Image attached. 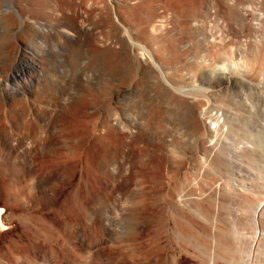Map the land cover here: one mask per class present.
<instances>
[{
	"label": "rangeland",
	"instance_id": "obj_1",
	"mask_svg": "<svg viewBox=\"0 0 264 264\" xmlns=\"http://www.w3.org/2000/svg\"><path fill=\"white\" fill-rule=\"evenodd\" d=\"M67 1L0 0V47L3 51L2 53L0 50V55L2 54L0 56V119L5 121L10 128L6 133L9 141L21 140L22 138L21 142H25L24 144L22 143L23 145H19L20 149L15 144L14 148L16 147L15 149H17L15 151H11L10 143L7 144L3 150L4 161L11 163L13 166L10 165L13 168L16 167L19 171L22 167L26 170L28 158L24 150H22L23 152L21 151L23 149L21 148L22 146L24 147L29 141L32 142L34 138L35 140H40L45 134L49 138L51 136L55 138L64 136L67 138L63 140L64 142L62 141L63 143L61 142V145L60 142H57L59 144H57L58 146L56 145L58 148L55 151L57 157L59 159H69L72 162H82L87 158V168H85L84 164L82 165L85 170L87 169L85 180L88 184L86 187H81L80 185L79 189L71 197L72 201L77 205L81 203L85 207L84 212L79 215L88 223L85 231L91 237L95 234L96 237L94 235L93 238L101 235L108 240V247L112 246L117 249L118 253L120 252L124 264H150L149 261L151 263L153 261L154 264L159 261H161V264L164 262L165 264H243L241 259H244L245 256L244 246L246 241L243 240V242L239 238L235 233V230L238 231V229L234 228H240L241 222L262 201L263 194L261 191L256 193L242 191V189L248 188L250 185L256 187L258 184L264 183V158L241 157L229 160L224 153H220L217 157L208 159L201 155L197 157L194 153L185 154L187 149L193 150L197 140L196 132L192 125L193 108L190 105L187 107L185 104L182 105V103L172 100L165 91L159 89L156 79L154 81L151 74L148 75L146 73L148 76H142L145 73L138 69L135 72L138 67L134 65L133 61V64L129 63L132 59L128 55L121 54L120 56L122 57L117 56V58L115 57L116 59L113 58V55L108 58V53H103L102 56L101 52L98 51L95 55L94 43L101 40L102 42L107 40L106 43H111L115 36L114 31L112 29H110L112 32L109 31L108 28L110 27L103 21L107 15L106 13H108V9L105 7L107 4L103 3L105 0H86L85 8L88 14H86L87 17L85 15V22L88 21L85 25L87 26L88 23L92 25L90 27L89 24L88 27H85L86 33L81 28L79 31V28H75L76 32L72 31L74 30L71 21L73 13L69 5L65 4ZM172 2H175V5H182L181 0H164L162 3L163 9L161 8V10L163 12L161 10L160 12L162 15L165 13L164 10H168V12L164 14L165 16L163 15L164 17L160 21L164 20V22L172 26L165 27V30L161 32V36L160 32H156L157 34L159 33L158 35L154 33L159 40L152 34V37L150 36L151 41L148 40L150 43L147 40L142 41L132 36L135 39L134 42L136 44L142 42L141 45H138L142 48L144 47L146 51L151 50V48H148V44L154 50H157V48L160 50V47L168 48L172 45L174 54H168V57L166 56L164 59V61L167 59L165 61L166 65H164V72L169 79L174 81L172 86L179 88V90H184V96L188 94V97L194 98L193 104H197L200 110L205 109L203 110L205 112H212L215 109L225 112L231 110L228 113L234 117L232 125H234L233 129L237 130L235 132L238 135L234 133L231 140L230 138L228 140L231 143L236 138L234 142L236 141L237 143L238 141V144L244 140L243 143L247 142L249 139L248 132L254 134L255 130H259L260 121L258 123L256 121L254 123L250 122L246 127L243 126L239 119L243 114L240 102H238L240 92L237 89L226 88L225 86L211 88L206 84H202L201 72L209 65L222 66L228 64L223 55H220L221 51H225L226 56L233 55L235 62L240 61L238 60L239 49L242 48L245 50H243L245 52V61H248L247 64H249L246 81L249 80L248 83L253 84L252 86L259 85L261 83L258 82L264 81V0H246L244 4L235 0L238 5L234 2L235 6L232 7V9L234 8V11H232L233 17H231V14L230 21L228 19V21H225L223 18L219 20L217 16L214 17L210 13L208 14L209 11L207 12V10L209 7H206L207 9L204 8V4L203 7L201 6L203 10L199 9L200 11L202 10L201 13L200 11L196 12L195 17H192L194 19H190L191 21L186 19V23L184 20L187 14L184 13L179 16L177 14L179 12L176 13V10L172 7L174 6ZM99 3L101 4L98 5ZM165 5L166 7H164ZM66 6L69 10H66ZM99 7H101L100 9L104 8L101 10V14H99ZM172 10H175V12L173 13ZM98 14L105 17L100 20ZM183 16L185 17L184 19ZM167 17L170 19L168 20ZM179 17H181L180 21ZM91 18L92 20L89 22ZM64 21L67 23L69 21L70 23L67 24ZM222 21L224 22L222 23ZM228 22L230 23L228 24ZM64 24H67L68 27H65L67 25ZM101 24H104V26H101ZM166 29L168 31L167 34L165 33L167 32ZM105 31H109L110 35L109 32L107 34ZM64 32L68 33V35H65L68 37L64 36ZM72 32L74 36H69V33L71 34ZM105 35L108 39L104 38ZM74 37H79L80 39L77 38L75 40ZM69 38L74 39L71 40ZM59 39L61 41H58ZM90 46H92L93 50L90 49ZM90 50L93 52L90 53ZM11 51L14 53H11ZM18 51L29 57L28 62L31 63V65H25L23 71L21 60L16 56ZM212 53H214L213 57L210 56ZM172 55L175 56L172 58ZM13 56H15L16 61ZM242 61V63H246L244 60ZM127 63L130 64V68L126 66L128 65ZM135 66L136 68L134 69ZM126 67L128 70H126ZM17 75L22 79L20 84H16L14 80ZM15 84L17 85L16 88ZM123 86H125V90ZM247 89L245 88L246 91H248ZM180 94L178 92V95ZM27 105L28 107H26ZM16 108H18V111H15L17 110ZM209 109L212 110L210 111ZM2 112H5L4 116ZM125 120L135 124H130L129 121L125 122ZM90 122L97 125L95 127L102 134L109 132L110 126L114 127L113 124L118 129L122 128L120 127L122 126L121 124L126 125H123V128L127 127V123L133 129L136 126V130L139 128L143 131L141 133H144V144L135 145V147H133L134 144H131L132 146L130 145L129 149L126 150L127 152L125 151L123 154V152L119 151L120 148L115 147L117 145L114 144L116 142L113 135L115 136L116 134L110 131L109 136L113 137L112 141L100 142L99 144L91 143L87 153L83 154L81 142L85 141V139L88 141V134L86 133L91 130L89 128ZM109 123L112 125H109ZM48 125L51 129H49ZM129 125L127 129H129ZM261 126H263V122ZM31 127H35V129L33 128L34 131ZM37 127H39V130ZM35 130L39 132H37L39 135H37ZM9 132L12 133L8 134ZM9 135L14 136L11 138ZM182 135L187 136V138ZM24 137L26 138L23 140ZM166 138H171V142L169 143V139L166 140ZM166 141L167 144H171L169 147ZM5 153L7 157L4 155ZM21 154L23 158L20 157ZM85 155L86 157H84ZM233 163H236L235 165L239 171L232 167ZM205 165L207 168L203 167ZM44 179H40L41 181L39 182L42 183L40 186V183H37L38 181L33 180L32 177L29 178L28 176L25 178L27 191L43 188L40 191L49 193L52 188L59 185V179L56 176L49 179V181L48 178ZM53 179H55V182ZM100 179L104 184L100 183ZM218 188L221 192L229 188L234 191L228 190L229 192L220 193L216 196ZM169 195H173L174 198L183 195V199L187 202L185 213L182 212L181 215L169 212L171 211V209H168L169 203L167 202L170 199ZM15 209L17 211L16 214L19 215L20 209L17 206ZM0 210L8 211L3 195H0ZM42 215L39 214L36 218L42 222L44 221L42 220L43 218L47 221L50 220L48 213L43 212ZM91 221L102 222V228L106 227L108 231L103 232L101 228L92 226ZM231 221L234 222L232 223ZM164 224L165 227H163ZM232 225L235 227L232 228ZM89 227H94L95 230ZM156 234L160 238L157 242L159 244L160 241L161 244L159 245L155 244L153 237ZM164 238L165 244L168 243L164 247L163 252L162 243ZM238 239L240 240L238 241ZM11 240L12 238L0 240V264H12L11 259H14L13 264H22V262L23 264H46L38 259L35 260L32 255L26 252L27 234L21 233L19 245L16 244L17 247L13 245L14 249L11 248V244H13L10 243ZM237 241L238 243H235ZM154 245H157L155 247L161 245L159 254L161 252L165 254L161 253L163 256L157 254L158 252L156 251H159V249L151 248ZM184 252L186 253L184 254ZM262 252L264 253V249H262ZM149 256L152 260L149 259ZM130 257L132 258L130 259ZM160 257L163 261L165 259V261L159 260ZM17 258L19 261L16 260ZM129 260L132 261L130 262ZM211 261L212 263H210Z\"/></svg>",
	"mask_w": 264,
	"mask_h": 264
},
{
	"label": "bare ground",
	"instance_id": "obj_2",
	"mask_svg": "<svg viewBox=\"0 0 264 264\" xmlns=\"http://www.w3.org/2000/svg\"><path fill=\"white\" fill-rule=\"evenodd\" d=\"M63 1H65V0H63ZM105 1L103 3L107 4L105 7H107V9H108V13H106L107 14L106 17L104 16L105 20L103 19V21L110 27V28H108L109 31H111L110 29H112L114 31L115 36H114V40L111 43L110 42L106 43L107 40H104L105 42H102V40H101L100 42L94 43L93 47H94V50L96 51V52L94 51L95 55H96L97 51L101 52L102 56H103V53H108L109 54V57L107 56L108 58H110V55H113L114 56L113 58H115V57L117 58V56H120L121 54L128 55L132 59L131 61L128 60V61H130L129 63L130 64L134 63V65H136L138 67V68H136V66L134 67V69L136 68L135 72L138 69V70L142 71L143 73H145V75H142V76H148L149 74H151L153 76L152 79L153 80L156 79V81H157L156 83L160 87L159 89H162L163 91H165L172 100H175L176 102H180V103H182V105L185 104V105H187V107H189V105H190L193 108V111H194L193 114L194 115H193V118H192L193 119V124L192 125H193V128H194V131L196 132L197 140H196V144H195V147L193 148V150L192 149H190V150L187 149L185 151V154H193L194 153V155H197V157H199V155H201L202 157L204 156V157H206L208 159H213L214 157H217L218 154H220V153H224L228 157L229 160L239 159L241 157H246V158L247 157H251V158H262L263 157L264 158V81H262L263 83L262 82H258V83H261V84L256 85V86H252L253 84L251 85L250 83H248L249 80L246 81L245 78L247 76L246 73H247V68H248L249 64H247L248 61L247 62L245 61V52H244L245 50L244 49H242V48L239 49V54L240 55H239V59L238 60H240V61H237V62L234 61V58L232 57L233 55L232 56H226L225 51H221L220 55L221 56L223 55V57L226 59L228 64L222 65V66H211V65H209V67L205 68L201 72L202 84H206L207 86H209L211 88L219 87V86H225L226 88L237 89L240 92L239 101L238 102H240L241 110H242L243 114H242V117H240L239 119H240V122H241V124L243 126L246 127V125L250 124V122L254 123L256 121V123H258V121H260L259 130H255L254 134H252V132H250V133L248 132V134H247L248 137H249L248 141L245 142V143H243L245 140L243 142L240 141V143L238 144V141H237V143H236V141L234 142V140H236V138L234 140H232L233 142H231V143L228 140L229 138L231 140V137H232V135L234 133L237 134L235 132L236 129L235 130L233 129L234 125H232L233 124L232 121L234 120V117L231 116L230 113H228L231 110H229L228 112H225V111L219 110V109L218 110L215 109L212 112L203 111L205 109H203V110L201 109L200 110V108H199V106L197 104L196 105L193 104L194 103V100H193L194 98L192 99L191 96L188 97L187 96L188 94L186 96H184V94H185L184 90H179V88L172 86V85H174V81L172 79H169L167 74L164 72V68H165L164 65H166L165 61L167 60L166 59L164 61V59L166 58V56L168 54H174V49H173L172 45H170L168 48L167 47H165V48L160 47V50L158 48H157V50H154L151 46L149 47L148 43H150V42H148V40L151 41L150 38L152 37V34H154L156 32H160V36H161V32L163 30H165L164 28L165 27L168 28L169 25H170V24L168 25V23L164 22V20H162L163 22L160 21V19H163L162 17L165 16L164 14L166 12H168V10L167 11L164 10V12H165L163 14L164 16L160 12V10L162 8V3L164 2V0H105ZM176 1H178V0H176ZM236 1H238V2L241 1L242 2L244 0H236ZM245 1L242 2V3L244 4ZM97 2H99V1H97ZM234 2H235V0H181V4L182 5H178V4L175 5V2L174 3L172 2V4L174 5L172 7L176 10V13L179 12V13H177V14H179V16H180V14H184V13L187 14V17H186V15H184L186 18L183 16V19L185 18L184 22L186 21V19H188L189 21H191L190 19H194L192 17L196 14V12L200 11L199 9H202L204 4H205L204 8H206V7L208 8L209 7L208 10H207V12L209 11L208 14L210 13L214 17L217 16V18L219 20L223 18L226 21L227 19L228 20L230 19L231 14H232L231 17H233L232 11H234L233 10L234 8L232 9V7L235 6ZM101 3H99L98 5H100ZM65 4L69 5L70 10L73 13L72 15L70 14L71 16H73L72 20H71L72 21V25L74 26V30H75V31L72 30L73 32H76L75 28H79L78 29V31H79L80 28H81V30L82 29L85 30V27H88L89 24H90V27L92 26L91 23H88L87 26L85 25V23L88 21L87 20L85 22V20H86L85 19V15L88 14L87 10L85 8L86 0H68ZM61 5L64 6L62 3H61ZM102 5H104V4H102ZM102 5H101V7H102ZM166 5L164 7H166ZM239 5H240V3H239ZM168 6L171 7L170 5H168ZM101 7H99V11H100L99 14H101V10L104 9V8L100 9ZM169 7H167V8L171 9ZM246 8H247V6H246ZM107 9H106V11H107ZM66 10H69L68 7L66 8ZM175 10H172L173 13L175 12ZM201 11H200V13H201ZM249 11H251V10H249ZM169 12H170V10H169ZM244 13L246 15L245 11H244ZM66 16H68V15H66ZM176 16H178V15H176ZM253 16H255V15H253ZM86 17H87V15H86ZM102 17L103 16L101 15L100 16V20H102ZM92 18L90 19L89 22H91ZM70 19H71V17H70ZM167 19H168V17H167ZM176 19L178 21V17ZM180 19H181V17H179V21H180ZM61 20H63V19H61ZM184 22H183V24H184ZM223 22L224 21H222V23ZM65 23H67V22H65ZM68 23H70V22L68 21ZM171 23H172V21H171ZM187 23H188V21H187ZM229 23L230 22H228V24ZM256 23H257V21H256ZM10 24H12V23H10ZM67 24H64V25H67ZM101 26H104V24L103 25L101 24ZM171 26L172 25H170V27ZM65 27H68V25L65 26ZM224 28H225V26H224ZM260 28H263V27H260ZM246 30H247V27H246ZM86 31L87 30H85V33H86ZM109 31H105V32H107V34H108ZM166 31H167V29H166ZM73 32L71 34L69 33V36L72 35ZM81 33H82V31H81ZM165 33L167 34L168 31L165 32ZM66 34L68 35V33L64 32V36ZM77 34H79V32H77ZM158 34L156 33V35H158ZM109 35H110V32H109ZM72 36H74V35H72ZM75 36H76V34H75ZM132 36H134L135 39H139V40H142V41H146L147 40L148 48H151V50L150 51H146L144 47H143L144 49L142 47H140L139 45H141L142 42L140 44L138 43L139 45L136 44L134 42L135 39ZM65 37H68V36H65ZM79 37H77V38H79ZM154 37H155V34H154ZM74 38H75V40H77L76 37H74ZM104 38H107V36L105 35ZM104 38L102 37V39H104ZM155 38L158 39L157 36ZM69 39H71V38H69ZM73 39H71V40H73ZM100 39H101V37H100ZM161 39H162V37H161ZM6 40L8 41V39H6ZM12 40H13V38H12ZM58 41H61V40L59 39ZM84 42H85V40H84ZM136 42H137V40H136ZM82 43H81V45H82ZM91 47L92 46H90V49H92ZM15 49H17V48H15ZM0 50H1V47H0ZM92 50H90V53L93 52ZM15 51H17V50H15ZM2 53H3V51H2ZM11 53H14V52L11 51ZM255 53H257V52H255ZM15 54H16V52H15ZM229 54H230V52H229ZM213 55H214V53L210 54L211 57H213ZM16 56L19 58V60H21L22 71L24 70V66L25 65H31V63L28 62L29 57L25 56L20 51L17 52ZM93 56H94V54H93ZM102 56H101V58H102ZM174 56L172 55L171 57L173 58ZM13 57L15 59V56H13ZM98 57H99V55H98ZM120 57H122V56H120ZM129 57H128V59H130ZM242 60H244L246 63H242L243 62ZM15 61H16V59H15ZM132 61H133V63H132ZM130 64H128L126 66H128V68H130L129 67ZM134 65H132V66H134ZM20 66H21V64H20ZM3 70H5V69H3ZM126 70H128L127 67H126ZM121 71H122V69H121ZM143 73H141V74H143ZM146 73H148V75H146ZM139 74H140V72H139ZM152 76H150V77H152ZM120 79H122V78H120ZM14 80L16 81V84H20L21 83L20 81H22L21 77H18V75L15 77ZM16 87H17V85L15 86V88ZM123 87H124V90H125V86H123ZM245 88H248L247 89L248 91H246ZM122 90H123V88H122ZM157 90H158V87H157ZM6 91H8V90H6ZM118 91H120V90L118 89ZM178 92H179V94L180 93L181 94L178 95ZM0 95H1V93H0ZM163 95H165V94L163 93ZM200 98L202 99V97H200ZM171 99H169V100L172 101ZM232 100H234V99H232ZM26 107H28V105ZM41 107H43V106H41ZM16 109L17 110H15V111H18V108H16ZM20 110L22 112L21 108H20ZM21 112H19V113H21ZM2 113H3L2 115L4 116L5 112H2ZM14 113L19 115L17 112H14ZM22 114H23V112H22ZM86 114H87V112H86ZM28 116H29V114H28ZM0 118H1V116H0ZM126 121H129V120H125V122ZM261 121L263 122V126H261V123H262ZM237 122H239V121H237ZM90 123H89V125H90L89 128L91 130H90L89 133H86V134H88L87 135L88 136L87 137L88 141H86V139H85L86 142L85 141L81 142V145H83L82 148H81V151L83 150V154L87 153L88 147H89V145L91 143H98V144L100 142L105 143V142H108L110 140L112 141L113 137H114L115 142H116L114 144L117 145L115 147L120 148L119 151L123 152V154L125 153L126 150L129 149L131 144H134L133 147H135V145L144 144L143 143L144 140H145L144 133L142 134L141 132H143V131H141V129H139V128H138L139 131L136 130V126H135V128H134L135 130H134L133 128H131V125H129L127 123V127L129 125V129H127V127L123 128V125H125V124H121L120 123L122 125V126H120L117 123V125L122 127V128L118 129V128H115L116 125L113 124L114 127L110 126L111 129L109 128L110 130L107 133L104 132L106 134L105 135V134H102L100 131H98L97 127H95L97 125H94L93 123L90 124ZM133 123L130 122V124H133ZM150 123H151V121H150ZM235 124L237 125V123H235ZM7 125L8 124H6L5 121H1V119H0V195H3V197L5 199V206L8 209L7 212H4L3 210H0V240L3 239V238H12L10 243H13V244H11L12 245L11 248H13V245L16 246V244H18L20 242L21 233L24 232L25 235L27 234V238H28V243H27L26 248H25L26 252L29 255H32V257L35 260L38 259L41 262L46 263V264H124L120 252L118 253L116 251L117 249L112 247V246L110 248L108 247V240L103 238L101 235H99V237H97V238H93V236L95 234L92 235V237H91V235H89L85 231V228L88 227L87 226L88 223H87V221H85L83 219V217L82 218L79 217V215L82 214V212H84V208L85 207H84V205H81V203H80V205H77L75 202L72 201L71 197L79 189V186L81 185V187H86L87 184H88L86 182V180H85V177L87 175V172H86L87 169L85 170V168H87V166H86L87 158L84 159L82 162H79V161L72 162L69 159H65V158L59 159V157H57V155L55 153L56 148H58V147H56V145L58 144L57 142H60V145H61V142L63 140H66L67 138H65L64 136H60L59 138H55V137L51 136L52 137V139H51V137L49 138V136L45 134V135H43V137L40 135V137H42V138H40V140H35V138H34L33 141L31 140L32 142L29 141L26 145H24V147L23 146L21 147V148H23V149H21V151L24 150V153L27 155L28 165H27V169L26 170L22 167L23 170H21L22 169L21 168L20 171H19V170H17L16 167L13 168L12 167L13 165L11 163L10 164L12 166L9 163H7V161H4L5 158L3 157V152H4L3 150H4V148L6 147L7 144L10 143L11 144L10 145L11 151H13V150L15 151L17 149H15L16 147L14 148V145L16 144L15 146H17L20 149L19 145L23 143V142H21L22 138H21V140L17 138L18 140L9 141L8 140L9 137L7 136L8 137V139H7L6 133H7V131H9L8 129H10L9 126H7ZM109 125H112V124L109 123ZM238 125H240V124H238ZM31 128L35 129V127H31ZM37 128L39 130V127H37ZM87 128H88V126H87ZM34 129H33V131H34ZM40 129H42V128H40ZM49 129H51L50 126H49ZM49 129H48V131H49ZM35 131H36V133L38 132L37 130H35ZM110 131H112L113 134H116L115 135L116 138H115V136L113 134H111V135H113V137L109 136ZM11 133L9 132L8 134H11ZM38 133H37V135H39ZM182 133H184V132H182ZM40 134H42V133H40ZM52 135H53V133H52ZM187 135H189V134H187ZM12 136H14V135H12ZM12 136H10V137L12 138ZM182 136H185V135H182ZM56 137H58V136H56ZM83 137H84V135H83ZM185 137L187 138V136H185ZM25 138L26 137H24L23 140ZM172 138H174V137H172ZM191 138H193V137H191ZM13 139H14V137H13ZM37 139H39V138H37ZM167 139H169V138H166V140ZM178 139H176V140H178ZM162 140H163V138H162ZM170 140H171V138L169 139V143L171 142ZM182 140H184V139L182 138ZM150 144H152V143H150ZM166 144H167V141H166ZM167 145L169 147L171 144L170 145L167 144ZM167 145H166V147H167ZM164 146H165V144H164ZM139 149H140V147H139ZM6 151H7V149H6ZM165 151H166V149H165ZM172 151H174V150H172ZM17 152H16V154H17ZM166 154L168 155L167 152H166ZM4 155H6V153ZM6 157H7V155H6ZM20 157H22V154L20 155ZM84 157H86V155ZM17 158H18V156H17ZM6 160H8V159L6 158ZM180 161L182 162L181 159H180ZM206 163H208V162H206ZM82 164H84L85 168H83ZM235 164L233 163L232 167L235 170L239 171ZM21 166H23V165H21ZM203 167H206V165L203 166ZM114 174H116V173H114ZM179 175H180V173H179ZM28 176H29V178L32 177L33 180H37L38 181L37 183H40L39 181H41L40 180L41 178H45V179L48 178V181H49V179H52V178H54L56 176L59 179V185H57L56 187L52 188L50 191L48 190L49 191V193H48L46 190H45L46 192L40 191V190H43V188L40 187L42 183H40V186H38V187L41 188L40 190L39 189H35L34 187H32L35 190L32 189L34 191H29L28 192L27 188H26V185H25V178H27ZM98 178H100V177H98ZM53 180L55 182V179H53ZM33 182H35V181H33ZM45 183H47V182H45ZM100 183L104 184V182L101 179H100ZM33 184H35V183H33ZM263 184L262 183H261V185L258 184L256 187L250 185V187L242 189V191L244 190V191L256 192V193H258V192L260 193V191H261V193L263 194V198H261L262 201L259 200L260 202L258 203V205H256V207H254V209L252 208L253 210H251L252 212L248 216L245 215L246 218L241 222V225H240L241 229L239 227H235V226H234L235 227L234 228L233 225H232V228H234V229L237 228L238 229V231L235 230V233L239 236V238L242 241L243 240L246 241V244L244 246V248H245V256H244V259L243 258L241 259V260H243V264H264V253L262 252V249H264V185ZM241 186H242V184H241ZM42 187H43V185H42ZM238 189H240V188H238ZM228 190L231 191V192L234 191V190H230V188ZM228 190H224V191L221 192L220 189L218 188L216 190V196L219 195L220 193H224V192L227 193V192H229ZM80 191H82V190H80ZM241 195H243V194H241ZM249 195H250V193H249ZM182 196L183 195H181V196H179L177 198H174L173 195H171L169 201H167L169 203V208L168 209H171V211H169L168 209H167V211L172 212V213L175 212L176 214L177 213L181 214L182 212L186 211L185 209L187 207V204H186L187 202H185V200L183 199ZM239 197H240V195H239ZM16 206L20 209V214L19 215L16 214L17 213V211L15 209ZM43 212L48 213V216L50 217L49 221L45 220L44 218L42 219V217H41V219L44 220L42 222V221H40V220H38L36 218L39 214L42 215ZM247 213H248V211H247ZM175 218H176V216H175ZM211 219L214 220V218H212V217H211ZM231 222L233 223L234 221H231ZM89 224H90V222H89ZM92 224H93L92 226H94V227L101 228L103 232H107L108 231V229L106 227L102 228V222H100V221H94V222H92ZM89 226H91V225H89ZM94 227H89V228L94 229ZM163 227H165V224L163 225ZM221 227H222V225H221ZM212 229H214V228H212ZM165 230H163V231H165ZM96 231L98 232L97 229H96ZM51 232H52V234H51ZM157 233H158V231H157ZM233 233H234V231H233ZM236 234H235V236H236ZM157 235L158 234L153 236L154 240H155V244L158 242V240H160V238L157 237ZM95 237H96V235H95ZM212 238H213V236H212ZM166 239H167V236H166ZM240 239H238V241ZM164 240H165V238L163 239V241ZM236 240H237V238H236ZM152 241H153V238H152ZM163 241H161V242H163ZM238 241L235 242V243H238ZM233 242H234V240H233ZM151 243H154V242H151ZM159 244H161L160 241H159ZM162 244L164 245V246L162 245L163 252H164V249H165L164 247L166 246L165 241ZM239 244L241 245V243H239ZM189 245H186V246H189ZM205 245H207V244H205ZM155 246H157V245H154L151 248H154V249L155 248H158V249L161 248L160 247L161 245L158 246V247H155ZM236 246H235V248H236ZM20 247H21V244H20ZM188 248H190V247H188ZM18 250H19V248H18ZM151 250H153V249H151ZM241 251H243V250H241ZM21 252H22V250H21ZM21 252H20V254H21ZM156 252H158L157 254H159L160 249H159V251H156ZM16 253H17V251H16ZM18 253H19V251H18ZM185 253L186 252H184V254ZM162 254H165V253H162ZM131 258L132 257H130V259ZM155 258H158V257H155ZM165 258H166V255H165ZM149 259L152 260L150 256H149ZM11 260H12L11 263L13 264V260L14 259H11ZM16 260L19 261L18 258ZM126 260H128V259H126ZM159 260H162V258L160 257ZM164 261H165V259H164ZM149 262H150V264H154L153 261H152V263H151V261H149ZM160 262L161 261L156 262V264H158ZM214 262H216V261H214ZM238 262H239V260H238ZM1 263H3V261H1ZM210 263H212V261ZM17 264H19V263H17ZM22 264H23V262H22ZM130 264H132V263H130ZM163 264H165V262Z\"/></svg>",
	"mask_w": 264,
	"mask_h": 264
}]
</instances>
